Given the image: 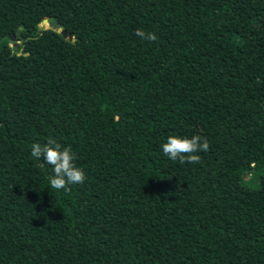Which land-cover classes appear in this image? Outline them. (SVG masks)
<instances>
[{
    "label": "trees",
    "instance_id": "1",
    "mask_svg": "<svg viewBox=\"0 0 264 264\" xmlns=\"http://www.w3.org/2000/svg\"><path fill=\"white\" fill-rule=\"evenodd\" d=\"M0 264H264V0H0Z\"/></svg>",
    "mask_w": 264,
    "mask_h": 264
},
{
    "label": "clouds",
    "instance_id": "2",
    "mask_svg": "<svg viewBox=\"0 0 264 264\" xmlns=\"http://www.w3.org/2000/svg\"><path fill=\"white\" fill-rule=\"evenodd\" d=\"M135 35L142 41L156 42L155 32L137 29ZM209 142L199 135L192 137L169 136L162 145L165 157L172 161L179 160L180 164L199 163L198 152L208 151ZM31 157L34 160H43L52 167L53 175L48 177L51 189L56 191H71V185L83 184L86 175L83 169L74 163L76 157L71 147H63L55 139L49 138L46 143L34 142L31 145Z\"/></svg>",
    "mask_w": 264,
    "mask_h": 264
},
{
    "label": "water",
    "instance_id": "3",
    "mask_svg": "<svg viewBox=\"0 0 264 264\" xmlns=\"http://www.w3.org/2000/svg\"><path fill=\"white\" fill-rule=\"evenodd\" d=\"M40 24H43L45 27H52V28L58 29L63 36H67L68 38L73 37V35L70 32H67L63 27H61L59 21L55 18H52V19H47L46 17L42 18V20L40 21ZM9 38L12 39L13 45L19 46L18 39L15 38L13 34H10Z\"/></svg>",
    "mask_w": 264,
    "mask_h": 264
},
{
    "label": "rangeland",
    "instance_id": "4",
    "mask_svg": "<svg viewBox=\"0 0 264 264\" xmlns=\"http://www.w3.org/2000/svg\"><path fill=\"white\" fill-rule=\"evenodd\" d=\"M40 26H44L43 24H40Z\"/></svg>",
    "mask_w": 264,
    "mask_h": 264
}]
</instances>
